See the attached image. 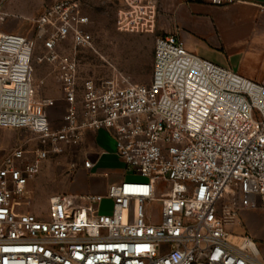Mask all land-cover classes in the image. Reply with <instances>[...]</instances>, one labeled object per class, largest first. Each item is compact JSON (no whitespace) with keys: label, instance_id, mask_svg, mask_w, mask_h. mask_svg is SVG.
<instances>
[{"label":"built area","instance_id":"1","mask_svg":"<svg viewBox=\"0 0 264 264\" xmlns=\"http://www.w3.org/2000/svg\"><path fill=\"white\" fill-rule=\"evenodd\" d=\"M120 1L119 31L155 33L159 0ZM90 23L79 0H62L36 20L34 40L0 32V127L30 132L39 146L12 148L0 167V264H264L254 238L231 229L243 212L264 208V80L201 58L170 34L156 38L149 85L119 71L81 83ZM35 64L52 68L63 95L58 126L57 101L39 98ZM100 131L146 181L54 194L46 215L34 212L28 187L44 164Z\"/></svg>","mask_w":264,"mask_h":264},{"label":"rangeland","instance_id":"2","mask_svg":"<svg viewBox=\"0 0 264 264\" xmlns=\"http://www.w3.org/2000/svg\"><path fill=\"white\" fill-rule=\"evenodd\" d=\"M8 1L10 0L6 2ZM48 1L41 0L44 4ZM79 1L82 11L84 10L92 19V24L87 30L94 38V49H84L78 53L81 83L88 79H110L116 71H119L133 78L138 84L149 85L153 77L156 38L176 33L178 30L188 33L186 46L195 45L196 55L222 66L234 67L230 65V62L236 64V61L241 58L244 52L241 29L242 13L233 9L236 5L233 8L225 9L224 7L232 5L225 3L221 6L211 7L213 3L210 0L195 1L204 2L206 6L193 4V0H165L163 6L164 0H159L155 33L132 34L121 32L117 28V16L122 8L120 0ZM235 1L240 0H234V3H236ZM184 6H192V13L188 9L183 10ZM42 14L19 22L13 19L12 16L7 17L4 14L0 16V30L8 22L6 21L7 18H11L12 21L15 20L13 22L21 26L20 35L34 40L38 30L36 20ZM70 47L71 43L68 42L65 44L64 49L69 50ZM39 53L40 46L38 45L36 54ZM34 69V84L39 93V98L61 101L63 95L59 85L53 78L52 68L35 64ZM64 112L65 105L63 101L59 102L58 106L52 110L56 126L59 125L58 119L63 116ZM33 138L30 132L20 131L15 143L4 152L3 157L12 148L22 145L29 151L36 150L39 146ZM80 151V147L73 148L65 155L51 158L44 165L41 173L30 182L28 194L32 199L34 212L38 215L44 216L47 214L49 199L52 195L72 194L75 191L74 187L77 188L79 182L93 183L100 187L101 191L105 190L104 187L109 182L111 172L82 180L81 174H79L80 168L75 169L73 167L74 164L79 165ZM2 160L0 161V167ZM90 160L95 162L97 157L90 158ZM123 171L127 175V182L142 183L146 181L141 176H135L132 171L127 169ZM111 209L112 203L106 201L103 204L101 213L104 215L110 214ZM239 220L242 225L233 223L231 227L233 233L236 235L250 234L256 241L264 259V208L243 212Z\"/></svg>","mask_w":264,"mask_h":264},{"label":"crops","instance_id":"3","mask_svg":"<svg viewBox=\"0 0 264 264\" xmlns=\"http://www.w3.org/2000/svg\"><path fill=\"white\" fill-rule=\"evenodd\" d=\"M60 1L62 0H49L44 4L41 2V0H36V1L10 0L1 7V11L2 13L6 14L7 17L10 15L12 16L13 19H16V21L19 22V21H24L26 18H33L36 15L42 14L48 6H51ZM195 1L196 0H193L194 2L193 4H201L202 6H206L204 2L201 1L195 2ZM164 2L165 0L163 1V6L165 5ZM231 5L232 6H227L224 8L225 9L233 8V6L236 5L234 6L233 9L241 11L242 13L241 29H242V43H243L242 47L244 52L241 58L236 61V64L230 62V65L234 67L229 68L222 66L218 63L215 64L230 69L248 80L254 82H262L264 80V0H240ZM212 6H217V5L211 4V7ZM191 7L192 6H188V7L184 6L183 10L188 9L190 10V13H192ZM82 12L85 16H88V14L84 10ZM88 17L91 22L89 26H91L92 19L90 18V16ZM6 21L8 22H6L5 26L2 27L0 32L20 35L22 31L21 26L13 22L15 20L12 21L11 18H7ZM173 34L177 35L182 40H184L185 43H187L188 33H183L178 30V32ZM187 49L190 52L196 54L195 52L197 49L195 45L192 44L187 45ZM46 66L47 68L50 67L49 65ZM46 81L49 82L48 80ZM56 101H57V105H56L57 107L58 103L63 100L61 101L56 100ZM20 131H25V130L0 127V161L2 160V158L4 160L5 158V156L3 157L4 152H6L15 143L18 133ZM80 149L81 151L79 154L80 157L79 174H81V179L84 180V178L87 177H91V176L96 177L99 176L100 174L111 172L109 174L110 179L109 182L106 183V186L104 187L105 188L104 191H101L100 187L96 186L93 183L87 184V183L79 182L77 188L74 187L75 191L72 194H89V193L105 194L109 185L113 183H120L121 181L126 179L127 175L123 173L124 172L123 170L126 169V166L116 156L115 141L113 136L110 135L108 132L106 131L87 132ZM96 157L97 160L94 162L96 166L93 172L90 173L89 170L83 167V164L85 160H90V158H96Z\"/></svg>","mask_w":264,"mask_h":264}]
</instances>
